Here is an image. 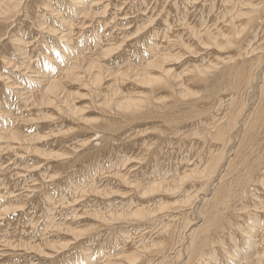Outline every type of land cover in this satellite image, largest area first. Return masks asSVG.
Segmentation results:
<instances>
[{
  "label": "rangeland",
  "instance_id": "374dc122",
  "mask_svg": "<svg viewBox=\"0 0 264 264\" xmlns=\"http://www.w3.org/2000/svg\"><path fill=\"white\" fill-rule=\"evenodd\" d=\"M31 1L33 3L39 2V0ZM51 1H47L45 4L46 9H43L41 15L43 19L41 17L37 22L34 19L35 16H31L33 9L30 0H0V11L9 9L10 6L16 4L13 7L14 9H10L9 16L6 18L8 25L11 22L9 28L5 25V28L0 31V264H157L158 259L149 252L154 253L158 248L151 247L147 249L142 246V249L140 248L136 252L138 255L129 257L128 244L124 240L122 241L125 243L119 241L121 237L108 231L107 229L110 230V228H106L105 223L106 229H101L103 224L97 218L106 217L110 221L113 218L112 215H114L112 220L116 223L115 218H117V215L115 211H123L127 206L134 207V210L138 209L140 211H150L154 210V208L159 211L161 210L160 206H165L166 208L163 212L166 214H162L160 211L149 213L150 216H145L146 220L152 221L157 217H163V224H167L172 218H178L177 222L172 221V224H176L179 220L181 222L183 218V226L181 223L182 229L184 228L183 231L189 234L196 229H201V233L198 235L201 236L203 234L202 231L207 229V224L204 221V212H201L204 198L209 199L213 196V189H215L217 184L215 177L218 170H224L225 167H228V160H232L235 157L234 149L240 144L243 135L240 132L241 126L237 127L236 124L232 130L229 129L231 141L229 140L225 146L222 144L215 145V148L210 146L211 157L216 158L213 163L215 165V171L212 173L214 178L211 176L212 178L210 177L209 179H201L200 177L203 174L200 175V172L203 166L201 164L198 165V161H196L199 155L193 154L192 158L187 155L188 157L180 167L184 168L187 166L186 168L189 169L183 174H180L182 171L179 168L177 169L176 165L168 164L173 159L174 161L181 159L183 155L175 150L173 141L170 140L168 142L166 138L168 130L164 129L160 123L150 125L139 122L132 125V128L127 129L123 134H119V130H117L115 137L112 136L106 143L111 150L103 151L104 131L107 129L102 128L98 122L101 118V111L97 106L101 107L100 105L103 106L108 103L114 111H118L116 105L131 97L129 94L132 92L129 90H140L138 93L133 92L134 94L132 95L134 96H150L144 93L147 86H136L129 80L130 77L134 76L133 70L127 72L129 76L124 75V78H120L122 79L121 82L115 81L119 79V74H125V71H121L128 67L127 64L133 63L128 60L127 56H125L126 60H124L125 54L122 51L129 50L136 40L143 42L142 39L146 38L145 42H147L148 50L147 53L141 56L142 59H140L139 66L144 67L145 64L149 63L148 61L164 58L163 56L169 52L167 55H171L173 60H170L164 66L176 77L179 76V78H176L178 84L182 83L178 87L184 96V103L178 106L182 108V117L189 116L190 111H196L194 113L196 115L199 109L203 111L206 109L205 114H208L215 104L220 101L221 109L224 110L223 115H220V122L225 123L229 119V105H227V102H231L235 92L227 89L222 90L217 79L223 74L221 72L226 68L227 63H223L221 67L217 68L216 71L219 73H215V80H212L213 85L210 86L211 89L208 91L211 94L209 96L201 91L204 88L198 87V84L185 82L184 78L187 79V73H190L188 70L193 67L199 68V66H204L209 62V64L218 63L215 60L218 56H223L221 60L225 59L226 61L227 58L230 61L237 55L228 50H223V54H221V51L217 52L212 49L209 51L211 52L210 55L204 53L202 60L192 62L195 63L194 66L186 60L188 54L185 55L184 51L179 55L174 52L175 48L171 46H168L170 48H167L168 50H164L165 48L162 47L161 52L156 50L151 44L153 38L161 37L159 41H167L169 37L166 36L170 33L169 31L172 32L175 29L173 31L175 32L180 29L179 32H176L183 34L184 30L182 29L190 28V26L179 25L176 27L177 29L174 27L173 30H168V27L160 26L162 25L161 22L156 26H152V21L160 20L161 16H164L165 4L169 1H174L175 8L180 10L178 5L186 4V0H151V9L149 14H147L148 21H145L147 19L145 15V17H137L139 19H136L135 22H132L133 19L125 22L122 19L126 14H131L134 0H115L113 5L109 9L107 8L105 14L89 16L86 19L85 17H80L86 11L84 8L86 5L82 7L79 3H68L67 1V5L62 11L61 0H58L57 3H51ZM87 1L90 0H84V4H87ZM221 1H216L220 7L217 15L219 16L222 13L226 16L228 9L234 13L241 12L243 14V16H239L241 19L235 17L237 22L234 20V23L238 25L237 27L240 26V29L244 27L247 16L250 19L252 18V8L248 4L252 7H257L261 4L259 0ZM223 1H227L228 7ZM192 2L193 6H197L199 3L209 4L214 2L215 4L214 0L209 2L208 0H192ZM105 3L106 0L104 3L102 2V5H96V8H92L95 11L90 9V12L103 11ZM89 4L91 3H88L87 6ZM119 4L121 5L119 6ZM135 8L136 5L134 4ZM243 11L247 13V16ZM116 13H119L118 17L114 16ZM87 14L88 9L86 11ZM156 15L158 18H156ZM115 18L116 21L118 20L116 22L117 26L115 25ZM226 18L219 19L215 16V21L213 22L217 26ZM88 21H90L91 27L95 29L98 22L102 23L100 24L102 25V31L103 29L104 31H99L101 28L97 31H92L95 34L98 32L100 34L103 33L102 35L108 34L107 40H112L114 31V33H118V38L122 40L114 53L95 52L96 56L91 59V61H94L93 59L98 61V67L95 68L96 72L93 69V74L100 73L104 77L100 80V83L97 82L93 85L92 82L90 83L91 80L88 79L91 76V71L88 73L90 75L87 74V76L79 72L78 74L83 77L82 81L84 82L80 83L75 77H69L63 83L65 86L63 90L65 92L64 97L62 96L57 101V103L65 101V105L62 108H57V103L56 105H51L43 102L40 99L41 93L48 86L47 83L59 79V75L72 65L67 58L65 60V56H69L67 52L68 45L64 42L65 39H68L67 35L72 40L71 45H73L77 36H79V39L85 36L81 34L80 26ZM213 22L210 23L213 24ZM261 22L260 20L258 24L245 25L244 33L242 32L243 34L241 33L240 37V39H244V45L247 44V47H253L252 51L256 49L253 54L250 53L251 58L256 60L261 57L262 59L259 64L256 63L255 65L256 79L253 81L251 78V82L261 81L258 75H262L261 71L264 68V39H262V36L260 37L264 27L261 28L259 26ZM69 23L72 24V27H70L72 30L67 29ZM142 26H147L146 30L142 29ZM152 27L156 29L153 28L151 30ZM224 27L229 28L230 26H219L221 32L225 29ZM110 28L112 31H110ZM89 29L91 28L89 27ZM116 30L118 31L115 32ZM93 34H90V36ZM175 38L177 36H172L169 39L174 40L176 42L174 46H177L178 42ZM186 40L188 41V39ZM2 45L3 47L6 45V47L2 48ZM19 45L21 48L18 47ZM82 45L73 47L74 55H70L76 58V63L78 61L84 67L86 64H90V61L85 58L87 53ZM189 47H191L192 52L196 49L192 45ZM224 48L226 49V47ZM197 53L199 54V51ZM47 57L52 58V61H47ZM240 57L233 60V63H244V59ZM120 62L123 65H120ZM120 67H124V69ZM150 72L152 73L154 70H150ZM222 77L226 78L224 75ZM155 83L154 85H157V82ZM258 84L260 85V83ZM164 93L163 89H159L154 93L155 99L160 100L163 104H168L169 99ZM258 95L256 93L251 96V100L248 97L246 98V104H242L244 110L245 107H253V101L258 102ZM208 97L212 102H208ZM239 109L238 114L236 113L238 117L242 108ZM243 114L244 111L241 116L245 117L246 115ZM198 118L202 119V116ZM181 119L178 124L179 128H181L178 134L186 136L187 139L191 136L190 132L199 134L202 131V127H199L202 122H208V120L205 121L207 119L205 117L204 120L202 119L198 123L196 120L187 122L185 119ZM108 122L112 123L110 120ZM85 126L89 130H85ZM129 130L130 134L128 133ZM129 138L135 140V142L138 141V145L141 143L142 150L155 153L157 162L159 158H165L163 160H167L168 163L160 164L159 166L162 169L159 172H156V170L153 173L148 172L149 170L145 165L147 162L149 164L152 162L149 160L150 157L145 159L146 152L141 151V149L139 150L140 154L133 152L129 146L124 150L123 146L131 144L128 143ZM165 138L166 142H164ZM172 148L176 152L170 155L168 159L165 155H168L169 150ZM98 151H101L102 158L92 155L93 152ZM159 153L164 157H161ZM62 161L68 162L67 166ZM163 165L165 168H163ZM186 173L190 174L188 175L190 179L189 177L187 179L184 178L180 182L178 178H181L182 175L185 176ZM124 179L125 182L123 181ZM153 184H156L153 187V191H143L145 188H151ZM256 203L259 204L258 202ZM260 203L263 205L264 200L260 199ZM119 211L117 214L120 213ZM97 212L99 213L97 214ZM100 212L103 213V216ZM262 220H264V212L252 211L251 219L248 221L249 227L252 228L251 232L247 231L246 235L244 234L245 236L242 235L235 240L238 243L233 241L230 244L228 240V248L232 250V255L222 252L224 257L222 256L223 258L218 259L216 253H213L214 255L212 252L209 253V255L213 256L210 257L205 255L206 252L202 255L204 257L201 258V256L198 259V263H196V260L189 259L191 246L185 244L183 245L184 248L180 247L183 250L177 255L179 257L174 255V264H202L203 262L205 264L204 260L207 261L206 264H229V259L230 262L233 260L231 264H245L247 262H244L245 257H249L254 252L252 244L255 245L257 243V241H250L249 237L253 235L254 238H257L259 232L263 230L262 227H264V221L261 223ZM96 223L100 224L101 228H98ZM121 229L119 235L130 239L133 238L130 233L132 230ZM93 230H95L94 238L91 236ZM104 231H106L105 234L101 233ZM95 232L97 233L95 234ZM146 232H149V230H146ZM134 233H138V230L134 231ZM111 235L112 237H110ZM101 236H104L105 239L103 240ZM261 238L264 239V230ZM138 240L141 243L142 239ZM179 243L182 244V242ZM179 243L175 242L176 245L173 247L181 245ZM139 245L141 246V244ZM248 248L250 251H248ZM246 253L248 255L243 257ZM259 257H262V253ZM199 261L202 262L200 263Z\"/></svg>",
  "mask_w": 264,
  "mask_h": 264
},
{
  "label": "bare ground",
  "instance_id": "6f19581e",
  "mask_svg": "<svg viewBox=\"0 0 264 264\" xmlns=\"http://www.w3.org/2000/svg\"><path fill=\"white\" fill-rule=\"evenodd\" d=\"M47 1H50V0H39V2L37 3H33L30 0V3H32V9H33L32 13L31 11L30 13H31V16H35L34 19L37 22L41 19V17L43 19V16L41 15L43 13V9H46L45 4L47 3ZM57 1L58 0H52L51 3H57ZM67 1L68 3L70 2L79 3L80 5H82V7L86 5L84 8L86 9V11L88 9V14L86 15V11H84L83 15L80 16L81 18L85 17L86 19L89 16L105 14L107 8L109 9L113 5L114 3L113 1L115 0H106L103 11L92 12V13L90 12V9L96 8V5H102V2L104 3L105 0H92V1L90 0L91 2L87 1V4L91 3L88 5L89 7L87 6V4H84L86 2V1L84 2V0H61L62 3L60 4V6L62 8V11L67 5ZM209 1L210 0H208V2ZM214 1H215V4L214 2L209 3V4L199 3L197 6H193L192 0H186V4H183L184 6L178 5L180 10L175 8L174 1L173 2L169 1L168 3H166L164 16L162 17L160 15L161 16V19L159 18L160 20L152 21V26H156L157 24H159V22H161L162 25L160 26L168 27V30H173L174 27L176 28L179 25H183V26L189 25L190 28L183 27L184 28L182 29L184 30L183 34L177 33L179 32L180 29L178 31L176 30L177 32L176 31L173 32L175 29L172 32L169 31L170 33L166 37L170 38L172 36L173 37L177 36V38H175V40L178 42L177 46H174L176 42L174 40H170L169 38H167V41H164V40L159 41L161 37L160 38L158 37L157 39L153 38V40H151V44L158 51L160 50L162 51L161 49L162 47L165 48L164 50H166L167 48L170 49L168 46L175 48L174 52L178 53L179 55L182 54L184 51L185 55L188 54L186 60L191 63L194 61L198 62L199 60H202L204 57L203 56L204 53L205 54L207 53L210 55L211 52L209 51H211L212 49L217 52L221 51V54H223V50H226V51L228 50L229 52L232 51L234 55H237L235 58L231 59L230 61L227 58H226V61L225 59L221 60V57L223 56H218L215 59L218 63L214 62L213 64H209L210 63L209 62L208 64H205L204 66H199V68L193 67L188 70V72L190 73H187V76H188L186 77L187 79L184 78L185 82L198 84L199 85L198 87L204 88V89H201V91H203V93H206L209 96L211 94L208 91L211 89L210 86L213 85L212 80L213 79L215 80V77H216L215 73L217 72L216 71L217 68L221 67L223 63H227L226 68H224V70L221 72L223 74L220 73L221 77L217 79V82L220 83L219 85L222 87V90L227 89V90H232L233 92H235L233 93L234 96L231 102H227V105H229V113H228L229 119L227 122L225 123L220 122L221 121L220 115L221 114L223 115V111H224L223 109H221L220 101L219 103L215 104L211 112L208 114H205L206 109L204 111L202 109L201 110L199 109L196 115L194 114L196 111H190L189 116L185 115L186 116L185 118L182 117V108L178 107L179 105H182L184 103V98H183L184 96L182 95L183 93L180 91V89H178L179 85H182V83L178 84V82L176 81V78H179V76L176 77L173 73L167 70V68L164 66L170 60H173V57L171 55H167L169 52H167L166 54L167 56L166 55L163 56L164 58L153 59L151 62L148 61L149 63L145 64L144 67L139 66L140 61H141L140 59H142L141 56L147 53V50H148L147 42H145L146 38L142 39L143 42L136 40L135 42H133L129 50L122 51L123 54H125L124 60H126L125 56H127L128 60L133 63L130 62L131 64H127L128 67L125 69L124 67H120L124 69L121 72L125 71L124 72L125 74H119L118 75L119 79H116L115 81L121 82L122 79L120 78H124L125 77L124 75L129 76L128 75L129 73L127 74V72L130 70H133L134 76L130 77L129 80L136 86L137 85L141 87H143L144 85L147 86V88H145L146 90H144L145 91L144 93L149 94L150 96H146V95L134 96L132 95L134 94L133 92L138 93V91L140 90L138 89L135 91L129 90L130 92H132L131 94H129V96L131 97L130 98L128 97V99L116 105L118 107V111H114L113 108L110 105H108V103H106L103 106L100 105L101 107L97 106V108L101 111V118L98 120V122L102 128L107 129L104 131L105 138H104V146L102 147L103 151L111 150L109 145H107L106 143L109 139L112 138V136L115 137V132L117 130H119V134H123L127 129L132 128L131 127L132 125L139 123V122H142L143 124H150V125L160 123L163 125L164 129L168 130V134L167 135L165 134L166 138L168 139V142H170V140L173 141L174 142L173 145L176 148L175 150L179 151L178 153L179 154L182 153L183 155L181 159L175 160V161L173 159L171 163H168L167 160H163L165 158H161V159L159 158V161L157 162L155 159V153H151L152 151L149 152L148 150H142L141 143H139L138 145V141L135 142V140H131V138H129L128 143H131V144H126L124 142L126 144V146H123L124 150L129 146V148H132L133 152L139 153L140 149L141 151L146 152L147 155L145 156V159L146 157H150L149 160L152 163L149 164L147 162L145 166L148 168L149 170L148 172H151V173H153V171L155 170L156 172L161 171L162 168L159 165L162 163H165V164L168 163V164H171L172 166L176 165L177 169L179 168V170L182 171L180 172V174H183L189 168H186L187 166L184 168H181L180 166L184 163L183 161L186 160L188 156L192 158V155L194 154V155H199L198 159L196 160L198 161L197 164L198 165L201 164L203 166L202 171L200 172V175L202 174L203 175L200 178L209 179L211 176L213 177L212 173L215 171V165H213V163H214V160H216V158L214 159L213 157H211V153L209 150L210 146H212V148H215V145H219V144H222L225 146L226 143L230 140L229 129L232 130L236 126V124H237V127L239 125L241 126L240 132L243 133L240 144L238 145L236 149H234L235 157L232 160L231 159L228 160L229 162L228 167H225L224 170L219 169L218 173L216 174L215 181L217 182V184L215 186V189H213V194H212L213 196L209 199L204 198L203 207H202L201 212H204V221H205V224H207V227H206L207 229H204V231H202L203 234L201 236H198L201 233V229H196L190 232L189 234L183 231L184 229V228L182 229V226H183L182 219L183 218L181 219V222L179 220L178 223L176 224L175 223L172 224V221L177 222L176 220L178 218H172V220H170L169 223L167 224L165 223L163 224V217H157L152 221L146 220L145 216H148V215L150 216L149 213H157L160 211L162 214H166L163 212L164 209L166 208L165 206H162V207L160 206L161 210L159 211H157L158 210L157 208L156 209L154 208V210H150V211H147V210L140 211L138 209L134 210L133 209L134 207L127 206V208H125L123 211H119V210L115 211L117 215V218H115L116 223H114L112 220L114 218V215H112L113 218L110 221H108L106 217L97 218V220L101 224H103L102 226L103 228H101L100 227L101 225L99 224L100 225L99 226L96 223L98 228H101L104 230L106 228H110V230L109 229L107 230L110 232H113L112 234L118 237H121L119 241L124 240L128 244L129 250L127 251L128 253H130V255L128 254L129 257H134L135 255H138L136 252H138L140 248L142 249V246H145L147 249H150L151 247H155V248H158V250L155 251L154 253L152 252H149V253L151 255H154L158 259L157 264H174V260H173L174 255L177 256L178 254H180L179 252H181V250H183L182 248H184L183 245L188 244L191 246V250H190L191 252L189 255V259L196 260L195 261L196 263H198V259H200V257L206 252L207 253L205 255H209V253L211 252L212 254L216 253V255L218 256V259H221V257L224 255L222 254V252H224L225 254L232 255L231 253L232 250L228 248V240H229V243L233 242L237 240L238 238H240L245 233H247V231L249 232L252 229L248 225V221L251 219V216H252V211L264 212V203L263 205L260 203V199L264 200V70H263L264 68L261 71L262 75L260 76L258 75V77L261 78V81L251 82V78L253 81L254 79H256V74L254 70L256 68L255 65L256 63L259 64V62L262 59L261 57H258V59L256 60L252 59L250 53L253 54V51H255L256 49L252 51L253 47L251 46L247 47V44L244 45L243 43L244 39H240L241 33L245 29V25H250L252 23L255 25V24H258V22H260L261 20L262 22L259 26L261 28L264 27V0H259L261 1V4L258 5L257 7H252L248 4V6L252 8L251 10L252 18L250 19L249 16L246 15L247 13L243 11L244 14L247 16L246 17L247 19L244 22L245 23V25H243L244 27H242L241 29H240V26L237 27L238 25H236L234 22L237 20V18L235 17L240 18L239 16L240 15L243 16V14L241 12L234 13L232 10L228 9L227 11L228 13L226 16H224V14L222 13H221L222 15L219 14L218 16L217 13L220 7L217 4L218 2H216L217 0H214ZM219 1L222 2L221 0ZM226 2L224 3L226 4ZM132 4L133 6H132L131 14H126V16L122 18L124 22L127 20L131 21V19H133L132 22H135L136 19H139L137 17H142V16L145 17V15L147 16V14H149L150 9H151V0H134ZM134 4L136 5L135 9H134ZM177 4L179 3L177 2ZM250 4L253 5L252 3ZM15 5L16 4H14V6ZM120 5L121 4H119V6ZM14 6L12 5L9 7V9L0 11V31H2L5 28V25L7 28H9L11 22L8 25L6 18L9 16L8 14L10 12V9L13 8ZM93 10L94 9H92L91 11ZM114 16L118 17L119 13H116ZM215 16L216 18H219V19H223L224 17H227V18L222 22L224 24L220 22V24L216 26L215 22H213L215 21L214 20ZM156 18H158L157 15H156ZM10 19H8V21H10ZM114 20H115V25H116V22L118 20L116 21V18ZM145 21H148V16H147V19H145ZM210 22L211 23L213 22V24H211ZM100 23L101 22L97 23L96 29L91 27L92 25L90 24V21L86 22L85 24H82L80 26L81 34H84L85 36L83 38L81 37L80 39H79V36H77L75 38V43H73V45H71L72 40H70V37H68L67 35L68 39H65L64 42L66 43V45H68L67 52L69 56L66 55L65 60L67 58L68 62L70 64L72 63V65L70 66V68L67 67L68 69L66 71H63L59 75L60 76L59 79H57L56 81H50L47 79L50 82L47 83L48 86L42 91L41 98H40L43 102H46L47 104H51V105H56L57 101H59V99L62 96L64 97L65 92L63 90L65 89V86L63 85V83L66 80V78L75 77L78 81H80V83L84 82L82 81L83 77L79 76L78 74L79 72L87 76V74L90 73L91 71V76L90 78H88L89 80H91L90 83L92 82L93 85L96 84L97 82L100 83V80L104 76L102 77L100 73L93 74V69H94V72H96L95 68L98 67L97 59H93L94 61H91V59L96 56L94 53L95 52L96 53L102 52L104 54L105 53L110 54L112 52L114 53L115 49H117L120 42H122V40H120L117 36L118 33H114V31L112 33V35H114L112 40H107V36H109L108 34L102 35L103 33L100 34L98 32L95 34L94 32H92V31H97L100 28L101 30L99 31H102V25H101L102 23L101 24ZM209 25H212V26H209ZM225 25H229L230 27L229 28L224 27L225 29L223 30V32H221L219 29V26H225ZM70 27H72L71 23L68 24L67 29H70ZM89 27L91 29H89ZM141 28L146 30L145 28H147V26H142ZM153 28L155 27H152L151 30ZM128 29H125V30H128ZM110 31H112L111 28H110ZM117 31L118 30H116L115 32ZM90 34H93L94 37L93 35L90 36ZM119 36L121 37V35ZM261 36H262V39H264V31L260 34V37ZM186 39H188V41ZM80 44H83L82 46L84 47V50L87 53V55H85V58L90 61V64L88 63L84 67L80 65L78 61L76 63L75 57L73 58V55H74L73 47L75 46L79 47ZM151 44L149 43V45ZM188 45L189 46L192 45V47L194 46L196 48L195 51L192 52L191 47H189ZM1 47L4 48L6 47V45L4 47L2 45ZM18 47L21 48L20 45ZM186 47H187V50H186ZM224 47H226V49ZM7 48L9 47L7 46ZM198 51H199V54L197 53ZM70 54H73V55H70ZM239 56H241L240 58L244 59L243 61L245 62L244 63L243 62L233 63L234 62L233 60H235ZM49 60L52 61V58L47 57V61ZM119 64L121 65L122 63L120 62ZM192 64L195 66V63H192ZM150 70L151 71L154 70V72L151 73ZM222 75H224L227 79L223 78ZM155 82H157V85H154L156 84ZM258 83H260V85ZM131 87H134V86H131ZM159 89L164 90L165 92L164 94L169 99L168 104H163L162 102H160V100L155 99L154 93H156V91H158ZM256 93L259 94L257 96L258 102L252 100L254 102L253 107L248 106L250 108L245 107V110H244V108L242 107V104H246V98L248 97V99L251 100V96H253ZM207 100L208 102H212V100L209 99V97L207 98ZM57 104H58L57 108L58 107L62 108L65 105V101L59 102ZM239 108H242V110L238 117L236 113L238 114L240 110ZM243 111H244V114L246 115L245 117L241 116ZM200 112H202V114H200ZM200 116H202L203 120H204V117L207 118L205 121L208 120V122H202L199 125L200 128L202 127L201 128L202 131H200L199 134H194L196 132L194 133L190 132L191 136L188 139L186 136L184 137L178 134L181 129L179 128L180 126H178L179 122H181L182 120L181 118L185 119L187 122H190L191 120L192 121L196 120V122L198 123L202 121V119L198 118ZM109 120L112 123H109L108 122ZM84 129L89 130V128L86 126L84 127ZM128 133L129 134L131 133L130 130ZM166 138L164 139V142H166ZM175 150L174 148L170 149L169 154L165 156L168 157L169 159V156L172 155L174 152H176ZM92 155H94V157L102 158L101 151L93 152ZM92 155H90V157H92ZM159 155L161 154L159 153ZM161 157H164V156L161 155ZM63 164L67 166L68 162H63ZM163 168H165V166ZM221 170H223V172H221ZM186 174L185 176L182 175L181 178H178V180L181 182L184 178L187 179L189 177L188 175H190L191 173L187 175ZM123 181L125 182V179ZM156 184H153L151 188L150 187L148 189L145 188L146 190L144 189L143 191H147V190L153 191V187L156 186ZM256 202H258L259 204H257ZM118 211L120 212L118 213L119 215L117 214ZM98 213L99 212H97V214ZM100 214H102L103 216L102 212H100ZM94 216H98V215H94ZM263 221L264 220H262L261 223ZM104 223L106 224V228L104 226ZM181 223H182V226H181ZM121 228H123L124 230L126 228L129 230H132V232L130 233L133 236V238L130 239V238H127L126 236L119 235L122 230ZM262 228L264 230V227ZM136 230H138V233H134V231ZM146 230H149V232H146ZM263 230L259 232V235L257 236V238H254L253 235L249 237L250 241L251 240L252 242L257 241V243L255 245L252 244V248L254 252L249 257H245L244 262L247 261L245 264H264V261H263L264 259V253H263L264 252V239L261 238L263 234ZM94 231L95 230H93L92 235L90 234L92 238H94ZM224 231H226L225 234H224ZM105 232L106 231L101 232V233L105 234ZM96 233L97 232H95V234ZM90 235L89 237H91ZM110 237H112V235ZM140 238L142 239L141 243H139L140 240H138ZM102 239L104 240L105 237L103 236ZM178 240L179 242H182V244L177 242ZM175 242L181 245L179 246L177 245V247L174 248L173 246L176 245ZM139 244H141V246ZM224 247L226 248L224 249ZM170 251H172V253H170ZM248 251H250L249 248H248ZM261 253H262V257L260 258L259 255H261ZM229 255L228 257H230ZM245 255H248V253L244 254L243 257ZM209 256L211 257L212 255L210 254ZM203 257L204 256H202L201 258ZM204 261L206 264L207 261L206 260ZM199 262L201 263L202 261H199ZM231 262H233V260ZM231 262L229 259L228 263L231 264Z\"/></svg>",
  "mask_w": 264,
  "mask_h": 264
}]
</instances>
